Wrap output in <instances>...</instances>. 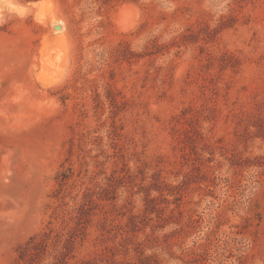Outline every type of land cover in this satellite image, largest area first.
Segmentation results:
<instances>
[{
	"label": "rangeland",
	"instance_id": "obj_1",
	"mask_svg": "<svg viewBox=\"0 0 264 264\" xmlns=\"http://www.w3.org/2000/svg\"><path fill=\"white\" fill-rule=\"evenodd\" d=\"M0 264H264V0H0Z\"/></svg>",
	"mask_w": 264,
	"mask_h": 264
},
{
	"label": "trees",
	"instance_id": "obj_2",
	"mask_svg": "<svg viewBox=\"0 0 264 264\" xmlns=\"http://www.w3.org/2000/svg\"><path fill=\"white\" fill-rule=\"evenodd\" d=\"M73 176L74 172L72 169H68L66 173L61 175V189L55 195L59 204L57 205L55 213L52 217V219L57 222L56 227H53L55 223L50 222L44 232L33 239L36 242L35 248L37 249H45L50 245L55 247V251H57L54 256L56 261H60L61 259L65 260L67 258L68 249L70 246H73L80 237L83 220L82 217L88 210V205L86 203L81 204L79 207L71 211L63 210V207L67 206L65 203V192L63 188L68 184ZM83 195L85 199H90L91 202L95 204V201L92 199L93 190L91 188H85ZM61 243L62 248L60 250H56Z\"/></svg>",
	"mask_w": 264,
	"mask_h": 264
},
{
	"label": "bare ground",
	"instance_id": "obj_3",
	"mask_svg": "<svg viewBox=\"0 0 264 264\" xmlns=\"http://www.w3.org/2000/svg\"><path fill=\"white\" fill-rule=\"evenodd\" d=\"M126 11V10H125ZM125 11H124V13L123 14H125ZM122 13L120 14V16H122L123 15ZM125 16V15H124ZM40 18V17H39ZM126 18V17H125ZM42 19V18H41ZM122 19H124V18H122ZM124 20H128L127 18L126 19H124ZM123 20V21H124ZM133 21V20H132ZM121 23V22H120ZM123 23V22H122ZM124 23H126V22H124ZM61 24V22H52V26H54V25H60ZM63 24V23H62ZM129 24V23H128ZM121 25V24H120ZM131 25V24H130ZM126 26H127V23H126ZM129 26V25H128ZM127 26V27H128ZM132 26V25H131ZM62 27V26H61ZM126 27V28H127ZM125 28V29H126ZM61 29V28H60ZM59 29V30H60ZM128 29V28H127ZM130 29V28H129ZM64 32V31H63ZM63 32H61V33H63ZM60 33V31H58V33L57 34H59ZM44 58V57H43ZM45 59V58H44ZM47 59V58H46ZM44 65H43V68L44 69H50V72H51V74H52V72L53 73H55L56 75L54 76L53 75V77L52 78H48L47 76H42V77H40V79H39V81H40V83H41V85L45 88V87H53L54 85H55V82L58 80L57 78H58V76L59 77H61L62 75H60L61 74V72H62V67H61V65L59 64H54V63H52V62H49L48 64L46 63V60H45V62L43 63ZM47 70V71H48ZM50 74V75H51ZM42 75V74H41ZM65 76V75H64ZM62 78V77H61ZM61 78H60V80H61ZM60 80L58 81V82H60ZM58 82H56V84L58 83Z\"/></svg>",
	"mask_w": 264,
	"mask_h": 264
},
{
	"label": "water",
	"instance_id": "obj_4",
	"mask_svg": "<svg viewBox=\"0 0 264 264\" xmlns=\"http://www.w3.org/2000/svg\"><path fill=\"white\" fill-rule=\"evenodd\" d=\"M55 29H57V27Z\"/></svg>",
	"mask_w": 264,
	"mask_h": 264
}]
</instances>
